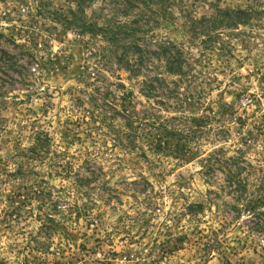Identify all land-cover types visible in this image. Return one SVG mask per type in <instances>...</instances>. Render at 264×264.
I'll return each mask as SVG.
<instances>
[{"label":"rangeland","instance_id":"rangeland-1","mask_svg":"<svg viewBox=\"0 0 264 264\" xmlns=\"http://www.w3.org/2000/svg\"><path fill=\"white\" fill-rule=\"evenodd\" d=\"M127 1L0 0V264H264V0Z\"/></svg>","mask_w":264,"mask_h":264},{"label":"trees","instance_id":"trees-1","mask_svg":"<svg viewBox=\"0 0 264 264\" xmlns=\"http://www.w3.org/2000/svg\"><path fill=\"white\" fill-rule=\"evenodd\" d=\"M133 2H140V0H128L126 2L127 5H132ZM242 14V15H241ZM241 11H222L217 13V15L211 17L212 19V25L211 28L208 30L210 34H212L213 31L217 30L219 26H222L225 29L235 27L240 24H245L247 20L249 19L246 14ZM243 18V19H242ZM204 22V20L202 21ZM192 22L189 25V29L192 28ZM194 34V30L190 31ZM209 34V35H210ZM134 48L137 49V53H139V61L142 60L143 58V51L136 48L134 45ZM161 59H163L164 64L166 66V72L174 77L178 76L179 78H187L188 73L183 72L182 65L184 64V61H181L180 54L175 52L173 49H171L169 46H165L161 48ZM159 83H164V79H158ZM230 111L225 110L222 108L221 113L219 114L220 116L225 115L226 113H229ZM194 127H192L190 132L193 134L196 132H200V129L202 128L203 123V118H197L193 119ZM174 133L175 130H172ZM174 136V135H172ZM37 143L36 146L31 148L29 151L31 153H34L35 155H39L40 152L42 153L43 150H46V147H48V144L45 142L46 139H40V137H37ZM219 153V154H218ZM223 152L218 149L217 151L211 152L210 155H207L204 159V168L207 171H210L212 168V165H216L222 170L223 172L225 170V180L227 181V188H228V195L229 196H236V197H241L245 192L247 188V183L246 181L242 180L240 178V171H237L238 168V162L241 160V153H237L236 157H228L225 160L229 161L230 165L226 169H222V166L220 165L221 162H223V159L225 158V155H222ZM222 155V156H219ZM207 164V165H206ZM234 169L237 171L235 172ZM260 201V204H264V198L262 199H257ZM251 201H247V204H249ZM264 206V205H263ZM262 206L258 207L257 209H253V215H257L258 219L263 218V223L260 224V227L264 229V211H257L260 210ZM190 213L189 214H194L199 212L201 209V205H196L195 207H191ZM195 209V210H193ZM199 210V211H198ZM47 222H51L49 218L45 219Z\"/></svg>","mask_w":264,"mask_h":264}]
</instances>
